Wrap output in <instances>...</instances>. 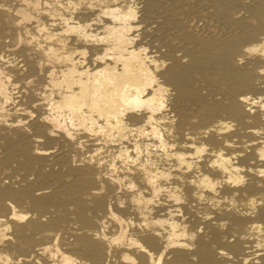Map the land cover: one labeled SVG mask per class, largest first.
I'll use <instances>...</instances> for the list:
<instances>
[{"label":"bare ground","instance_id":"1","mask_svg":"<svg viewBox=\"0 0 264 264\" xmlns=\"http://www.w3.org/2000/svg\"><path fill=\"white\" fill-rule=\"evenodd\" d=\"M73 92L103 132L69 142ZM262 173L264 0H0V264H264Z\"/></svg>","mask_w":264,"mask_h":264},{"label":"snow or ice","instance_id":"2","mask_svg":"<svg viewBox=\"0 0 264 264\" xmlns=\"http://www.w3.org/2000/svg\"><path fill=\"white\" fill-rule=\"evenodd\" d=\"M134 9L129 7L128 14L126 16V19L128 20H135L134 15ZM150 51L149 49H141L140 51V57L138 59L147 60L148 58L144 55V53ZM149 67L145 69V71L148 73V75L151 78V84L145 83L144 87L147 89V91L152 96V104L153 107L158 106L159 109H164L166 107V104L168 102L169 96L171 95L170 91V82L166 77V74L169 71V67L171 62L168 60L166 56L161 57L159 54L153 57L152 60L149 62ZM115 71V70H113ZM158 86V87H157ZM155 88V90H154ZM125 90H127V85H125ZM137 95L131 96L130 94L120 93L117 92L111 99L110 103L114 105L113 108L109 109V116L110 118H114L116 122H120L121 120L126 118V114L131 112L135 113L137 111H140L145 107V104L143 100L141 99V96L143 93L140 92V89L137 88ZM60 101V105L63 106V108H66L68 110V115L65 118L64 125H58L59 132L66 135L69 139V142H74L78 139V136L76 135V130L79 128L81 134H89V135H96L99 132H103L102 128H97L95 126V122L93 121L92 126L85 127L84 125H78L76 121V116L81 112H87L90 107L92 108H98L99 103L97 100V93L92 92L90 94H76L73 92V94L69 98L61 99L60 97H57ZM254 103V101H253ZM49 107H52V105H49ZM103 111L104 109H100ZM44 120L50 119L48 116L42 117ZM71 121V123H69ZM101 123H104L103 118H101ZM47 127V125H45ZM58 132L56 130L52 131V135H57ZM93 156L95 154L93 153ZM84 161L81 160V163ZM101 164L104 163V161H100ZM135 163V162H134ZM264 174V173H262ZM101 175H106L105 173H101ZM97 191H102L99 187V183L95 186ZM129 187H134L132 185H129ZM20 220H25L26 217L21 214L17 217ZM97 236H99V232H97ZM169 240H171V237H169ZM113 243H118V241H113ZM146 243V241H145ZM143 248L144 252H149V247H144L143 245H140ZM188 246V245H185ZM156 251H159L158 249ZM159 255L161 257H164L166 255V252H159ZM152 264H162L161 260L153 259ZM164 264H167V262H164Z\"/></svg>","mask_w":264,"mask_h":264}]
</instances>
